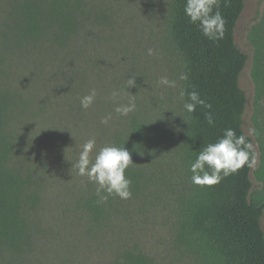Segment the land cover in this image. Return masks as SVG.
<instances>
[{
    "label": "rangeland",
    "instance_id": "1",
    "mask_svg": "<svg viewBox=\"0 0 264 264\" xmlns=\"http://www.w3.org/2000/svg\"><path fill=\"white\" fill-rule=\"evenodd\" d=\"M18 1L0 0V93L9 90L16 95L9 112L17 143L12 163L31 176L29 194L37 200L24 210L30 243L20 251H1L0 264H116L128 254L144 255L147 264H214L178 241L174 196L154 175L161 167L158 157L147 153L131 164L136 174L126 176L131 198L109 196L113 207L100 221L84 204L96 185L72 167L87 139H96L93 158L100 147L112 143L110 134L121 129L125 118L113 111L115 104L132 95L137 109L131 114L156 128L164 140L173 134L183 103V66L169 30L172 0H84V42L67 57L52 50L45 56L32 55L7 45L4 38ZM261 39L264 47V0H245L235 41L248 56L240 85L248 99L243 129L253 139L256 156L252 192L264 191L259 177L263 150L257 135L259 126L264 140V97L256 112L252 75L255 40ZM149 48L153 55H148ZM76 66L84 75L68 78L66 72ZM131 76L136 85L128 89ZM164 76L176 80L177 86L160 85ZM92 88L98 93L96 101L82 109L76 99ZM113 91L121 93L116 101ZM109 113V124H102Z\"/></svg>",
    "mask_w": 264,
    "mask_h": 264
},
{
    "label": "trees",
    "instance_id": "2",
    "mask_svg": "<svg viewBox=\"0 0 264 264\" xmlns=\"http://www.w3.org/2000/svg\"><path fill=\"white\" fill-rule=\"evenodd\" d=\"M185 3L186 0H172L169 21L171 39L183 73L188 76L181 83L185 97L173 134L164 140L156 128L130 113L122 121L121 129L110 134L111 145L124 146L133 162L147 153L158 157L161 167L154 175L174 196L177 239L186 249L214 264H264V191L252 192V167L245 165L213 185L193 184L188 170L199 150L215 142L226 128L234 129L237 136L243 135L248 143H253L243 129L248 99L240 85L248 56L235 41V27L245 0H217L213 12L218 8L225 20L224 35L218 41L205 37L198 24L189 21L184 13ZM84 5V0L18 1L4 39L13 49H26L32 55L45 56L52 50L67 57L72 48L84 42L86 31H80ZM255 30L256 35L260 34L259 29ZM255 43L252 75L257 112L264 97V47L262 39ZM78 71L81 72L76 66L66 76L79 79L84 74ZM72 82L81 84L80 80ZM193 90L211 109L197 105L194 113L185 111L186 94ZM14 104L16 95L9 90L0 93V252L20 251L30 243V225L24 210L27 203L37 200L29 194L31 176L12 163L17 143L9 112ZM209 111L214 115L213 125L205 119ZM257 129L263 150L259 177L264 180V140L261 128ZM125 175L130 178L136 175L131 165ZM97 200L96 192H92L84 204L93 218L100 221L113 204L110 199L106 204H98ZM116 264H147V259L144 255L128 254Z\"/></svg>",
    "mask_w": 264,
    "mask_h": 264
},
{
    "label": "clouds",
    "instance_id": "3",
    "mask_svg": "<svg viewBox=\"0 0 264 264\" xmlns=\"http://www.w3.org/2000/svg\"><path fill=\"white\" fill-rule=\"evenodd\" d=\"M217 0H186L184 13L189 21L198 24L201 32L210 40L218 41L223 38L225 20L220 11L213 12ZM148 55H153L154 50L149 48ZM186 73L179 75V80H187ZM159 84L175 88L176 80H170L167 76L161 77ZM136 85V77L128 78V89ZM97 90L92 88L86 95L80 97L82 109L90 108L97 98ZM187 100L184 102V109L187 113H194L197 105L211 109L200 94L193 90L187 92ZM121 93L113 91L111 98L116 101ZM184 99L185 92L179 93ZM137 109L135 96H129L126 102L116 103L113 111L121 117H127ZM112 119L111 113L101 119V123L108 125ZM205 119L209 125L214 124V115L211 111L205 114ZM96 139H87L80 147L78 159L72 164L76 169V174L80 177H87L89 182L96 185L97 203H106L109 196H116L120 199H130L131 180L126 177L125 172L133 164L131 155L125 147L106 144L95 152ZM256 164V156L252 151V145L246 141L245 136H237L232 128L223 130V135L215 142L208 143L199 150L196 158L190 161L189 171L191 172V182L195 185H213L219 183L223 177L237 172L240 168L247 165L253 167Z\"/></svg>",
    "mask_w": 264,
    "mask_h": 264
}]
</instances>
